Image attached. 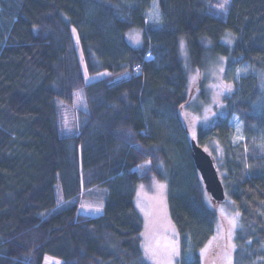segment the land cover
I'll return each mask as SVG.
<instances>
[{"label": "trees", "instance_id": "1", "mask_svg": "<svg viewBox=\"0 0 264 264\" xmlns=\"http://www.w3.org/2000/svg\"><path fill=\"white\" fill-rule=\"evenodd\" d=\"M152 2L0 0V264H43L46 255L62 264H146L135 191L154 179L167 183L176 264H202L218 215L180 118L192 98L184 38L194 68L222 58L250 67L226 97L243 139L233 143L223 119L196 140L213 132L223 151L216 166L241 217L233 264H264V0H230L224 11L223 0H158L157 25L146 22ZM72 27L89 73L108 78L85 83ZM129 31L142 33L141 48ZM81 89L88 112L76 135L62 136L57 101L73 104ZM58 183L65 202L57 209ZM102 189L104 214H78V199Z\"/></svg>", "mask_w": 264, "mask_h": 264}, {"label": "rangeland", "instance_id": "2", "mask_svg": "<svg viewBox=\"0 0 264 264\" xmlns=\"http://www.w3.org/2000/svg\"><path fill=\"white\" fill-rule=\"evenodd\" d=\"M156 3L159 4L158 0H153L149 6L150 8L146 12V22L157 25L161 20V13L159 7V20L153 18V7ZM72 34L85 83L89 85L108 78L110 76L108 71L93 75L89 73L79 42V33L75 27H72ZM142 36V33L138 31H129L127 39L133 47L141 48ZM229 41L231 40L224 39L223 44L231 45L232 41ZM180 58L183 62V68L188 73V89L192 97L188 104L180 108V118L188 130L189 140L198 139V129L210 130L223 119L228 121L232 142L237 143L242 140L239 138L244 137L243 128H241L242 123L236 116L229 117L226 97L236 91L240 78L249 74L250 67L244 62L236 60L229 67L227 60L222 58L216 64L207 63L204 68H194L190 62L188 44L185 38L180 42ZM214 61V57L210 55L207 62ZM245 68L247 71H242ZM226 85L231 87V91L227 90ZM57 105L61 126L59 127L60 134L62 136L76 135L80 129L81 113L88 112L85 90L81 89L75 92L73 104L57 101ZM214 135L213 132L207 133L204 144L200 142V145L213 151L215 163L221 164L223 151ZM161 168L164 171L163 166ZM139 169L142 170L143 168ZM220 176L222 179V172H220ZM161 185L164 187L162 188ZM106 196L107 190L103 189L96 194L85 193L78 199V214L96 218L102 216L104 208H106ZM56 200L58 209L65 202L59 183L56 187ZM206 201L208 206L217 213L218 223L215 235L201 251L202 264H229V258L233 264L234 248L232 245H234L235 232L240 226V214L236 218L238 212L229 197L225 201L217 203L207 194ZM135 205L144 219L141 244L146 264H167L170 258L173 260V264H176V257H171V249L173 245H179V236L168 212L167 183L155 179L149 183H141L135 191ZM233 219H236L235 227L231 223ZM43 264H62V262L46 255Z\"/></svg>", "mask_w": 264, "mask_h": 264}, {"label": "water", "instance_id": "3", "mask_svg": "<svg viewBox=\"0 0 264 264\" xmlns=\"http://www.w3.org/2000/svg\"><path fill=\"white\" fill-rule=\"evenodd\" d=\"M192 157L197 171L202 179L207 194L215 202L221 203L226 199V192L215 160L196 139H191Z\"/></svg>", "mask_w": 264, "mask_h": 264}, {"label": "snow or ice", "instance_id": "4", "mask_svg": "<svg viewBox=\"0 0 264 264\" xmlns=\"http://www.w3.org/2000/svg\"><path fill=\"white\" fill-rule=\"evenodd\" d=\"M229 2H230V0H223L222 3H220V4L217 5V7L219 9H221V10H226L227 9V5L229 4ZM159 16H160V14H159V4L156 3V4H154V7H153V18L155 20H159ZM73 31H75V29H73ZM229 42H231V41H229ZM242 71H245L246 72L247 71V68L243 69ZM225 87L227 88L228 91H231V87L230 86H227L226 85ZM239 138L240 139H243L242 136L239 137ZM161 187L163 188L164 186L161 185ZM97 210L99 211L100 209H97ZM238 217H239V213L236 214V218H238ZM231 223H232L233 227H235L236 226V219H233L231 221ZM232 247L235 248V245H232ZM179 255H180V250H179L178 245H173L172 246V249H171V257H173V258L174 257H179ZM167 264H173V260L170 258L167 261ZM229 264H231V258H229Z\"/></svg>", "mask_w": 264, "mask_h": 264}, {"label": "built area", "instance_id": "5", "mask_svg": "<svg viewBox=\"0 0 264 264\" xmlns=\"http://www.w3.org/2000/svg\"><path fill=\"white\" fill-rule=\"evenodd\" d=\"M151 57H152V55L149 54V55H147V56L145 57V59H143V60H144V61H148ZM140 69H142V64L135 65L134 68H133V70H134L135 72H138Z\"/></svg>", "mask_w": 264, "mask_h": 264}]
</instances>
